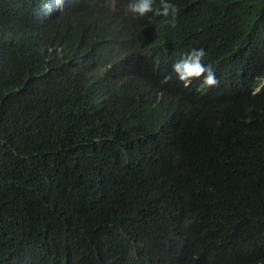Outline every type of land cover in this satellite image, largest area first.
Here are the masks:
<instances>
[{"label": "trees", "instance_id": "trees-1", "mask_svg": "<svg viewBox=\"0 0 264 264\" xmlns=\"http://www.w3.org/2000/svg\"><path fill=\"white\" fill-rule=\"evenodd\" d=\"M169 2L0 0V264H264V0Z\"/></svg>", "mask_w": 264, "mask_h": 264}, {"label": "clouds", "instance_id": "clouds-1", "mask_svg": "<svg viewBox=\"0 0 264 264\" xmlns=\"http://www.w3.org/2000/svg\"><path fill=\"white\" fill-rule=\"evenodd\" d=\"M179 11L178 6L170 3L169 0H159L158 4L155 0H128L126 5L127 13L139 17L148 16L151 13L153 17L168 18L165 22L172 27L176 26ZM206 55L207 52L203 47H193L173 64V72L185 87H188L193 79L201 77H203L202 83L207 87L218 85L219 81L212 65L204 63ZM170 79L171 76H165L161 83H167Z\"/></svg>", "mask_w": 264, "mask_h": 264}]
</instances>
